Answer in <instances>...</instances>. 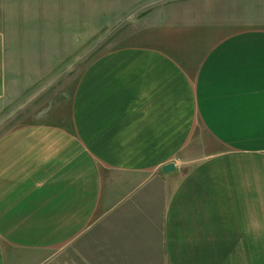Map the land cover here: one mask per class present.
I'll return each mask as SVG.
<instances>
[{
    "label": "crops",
    "instance_id": "0c3cea01",
    "mask_svg": "<svg viewBox=\"0 0 264 264\" xmlns=\"http://www.w3.org/2000/svg\"><path fill=\"white\" fill-rule=\"evenodd\" d=\"M102 1L0 0V264H264V0Z\"/></svg>",
    "mask_w": 264,
    "mask_h": 264
},
{
    "label": "rangeland",
    "instance_id": "374dc122",
    "mask_svg": "<svg viewBox=\"0 0 264 264\" xmlns=\"http://www.w3.org/2000/svg\"><path fill=\"white\" fill-rule=\"evenodd\" d=\"M84 1V0H81ZM77 0L78 2H81ZM92 4V9L90 13H87V18L95 24H101L102 27L99 29L98 33L94 35L93 39L89 41L84 49L86 53L79 55V61L86 56L89 60L92 56L97 54L100 47L117 31H119L124 23L123 21L117 25H107V14L102 12V0H90ZM64 21V20H62ZM106 25V26H105ZM65 25H62V28ZM104 26V27H103ZM62 32H67L63 28ZM72 32L70 31L68 39H72ZM90 54V55H89ZM75 62L72 58L66 61V64ZM78 63V62H77ZM46 84V83H45ZM43 88L35 85L32 87L22 98L14 101L13 103H6L0 108V133L11 126L20 122L25 116L26 113H30L36 110L37 102L40 101V95L42 94ZM83 244L84 240L82 238ZM70 245L65 244L62 247H59L55 250L53 256L45 264H85V251L84 247H75L73 251L70 250ZM100 251L97 248L94 252V256H99Z\"/></svg>",
    "mask_w": 264,
    "mask_h": 264
},
{
    "label": "water",
    "instance_id": "95a60500",
    "mask_svg": "<svg viewBox=\"0 0 264 264\" xmlns=\"http://www.w3.org/2000/svg\"><path fill=\"white\" fill-rule=\"evenodd\" d=\"M174 169V165L172 163L166 164L165 166L162 167V170L164 172H169Z\"/></svg>",
    "mask_w": 264,
    "mask_h": 264
}]
</instances>
